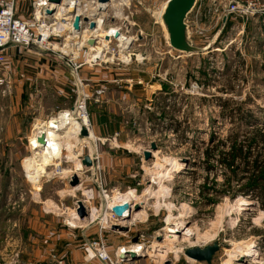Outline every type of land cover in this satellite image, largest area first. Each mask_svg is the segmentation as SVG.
Listing matches in <instances>:
<instances>
[{
  "label": "rangeland",
  "instance_id": "374dc122",
  "mask_svg": "<svg viewBox=\"0 0 264 264\" xmlns=\"http://www.w3.org/2000/svg\"><path fill=\"white\" fill-rule=\"evenodd\" d=\"M213 1L201 0L189 16L195 45H213L205 54H179L166 43L159 22L166 0L109 7L97 34L98 59L86 48V36L68 33L51 40L49 64L43 58L38 64L26 49H8L0 62V264H72L77 259L84 264L86 246L100 235L111 256L133 244L144 246L146 256L136 264H204L184 252L214 242L221 249L213 264H264V211L251 200L242 206V196L207 204L201 187L208 173L199 166L210 134L223 139L237 127L222 119L221 100L247 103L252 112L264 108V0H242L258 13L227 22L214 7L224 8L231 0ZM24 8L30 15L27 1ZM112 28L130 42L112 38L105 46L103 38ZM43 65L47 70L41 73ZM72 77L87 90L90 135L94 126L97 134L89 140L72 134L71 140L63 131L45 165L33 151L35 126L45 127L64 112L80 117L74 111L79 90L69 83ZM102 88L103 94L96 95ZM101 114L106 116L102 121ZM255 116L264 123V113ZM153 143L157 151L146 161L144 152ZM89 153L99 157L91 171L81 169L80 162ZM31 158L46 168L37 183L26 170ZM75 175L80 184L72 188ZM211 181L224 184L223 170ZM130 193L133 206L141 207L131 215L136 225L130 230L124 223L115 226L127 232L102 231L110 226L106 214L113 200ZM87 200L92 220L76 219L78 204ZM178 222L191 230L187 236L166 233ZM157 234L163 235L160 243ZM251 245H256L255 255L237 260Z\"/></svg>",
  "mask_w": 264,
  "mask_h": 264
},
{
  "label": "built area",
  "instance_id": "2783aa9c",
  "mask_svg": "<svg viewBox=\"0 0 264 264\" xmlns=\"http://www.w3.org/2000/svg\"><path fill=\"white\" fill-rule=\"evenodd\" d=\"M26 1L28 2L29 9L31 10V16L29 19L22 18V15L25 12L24 10L20 12L22 3L25 6ZM49 1L50 0H0V62L1 63L7 59L8 49L12 46L20 47L27 50V47L33 44L41 47L43 50L47 52H51L53 51L51 40H53L54 38H58L60 37V35L66 33L73 36L76 34L73 30L74 18L67 17L68 11L70 10L66 9L67 10L66 14H64L63 16L65 19V26L57 27L56 24L57 22H59V20L56 14L53 16H49L47 13L48 11L57 10L55 9V6L57 5L51 4ZM110 2L111 4H113V2L118 3L122 6V8L124 7L129 8L131 4V0H110ZM63 3H68L69 6H74L77 4L79 7H81V3H84L83 9L87 10V8H90L91 6L94 10H97L96 13L100 12L99 10L103 9L102 6H104L102 4H99V0H89L88 2H84V0H63ZM215 3L216 1L214 0L212 5H214ZM200 4H201V0H198L197 6H199ZM214 10L218 14V16L221 19H223V21L225 22H227L229 17L234 16L237 18V16L243 17L258 13V11L244 5L242 3V0H231L226 4V6H224V8H221V5H215ZM82 14L83 17L85 16L89 17V24H85L83 23V21H81V27L83 28V30L80 36L81 38L83 35L86 36L85 45L86 48H89L87 43H89L88 41L90 39L96 38L97 41L99 42V37H97L89 29V25L91 24V22L97 23L99 21V18L91 15L89 16L85 12H82ZM103 21H104L103 23H105L106 21L105 17H103ZM187 23H189V17ZM2 84L3 81H0V85ZM86 91L87 90H85V88L83 87L81 88V90L79 88L78 97H77V106L74 111L77 112V114H80V117L77 118V121H80L79 123L81 124L82 123L85 124L84 125L85 127H83V129L85 128L90 136V131L92 129L88 121L89 114L87 108L88 107L87 104L89 102L90 97L86 93ZM103 92L104 90L100 92L97 91L96 95L101 96ZM84 118H87V121L84 120ZM83 129H81V131ZM81 131H79V133L77 134L78 137L82 136ZM82 138L84 139L86 137H82ZM88 156L91 158L92 161L95 162L94 166L92 168H89V170H91L98 164L99 157L93 156L92 153H89ZM83 159L84 157H82V160H80L81 164L83 162ZM83 167L84 166L82 164L81 169H83ZM85 169L87 168L85 167ZM89 201L90 200L85 201L84 206L89 217L88 219L92 220L93 213ZM116 206H120V205H116ZM113 208L109 206L110 214H106V218H108V221L110 222V226L102 227L101 229L102 231L111 229L115 226H122L123 223L124 226L129 227L128 228L129 230L131 229L132 226L136 225V220L133 219L129 220L128 223H126L127 221L125 222L121 221L118 217H116V215L112 213ZM93 222L94 221H92V223ZM158 236L159 235L157 234L156 238ZM136 245L138 244H133L128 247H124L126 248V250H128L126 253H123L124 249L120 248V250L115 254V256H111L107 251V245L104 241L103 236L100 235L98 239H96L94 242L86 246L85 252L87 253V256L84 264H89L93 260H97L100 264H136V261L131 260L130 257H127L126 260L122 258V256L127 255L134 249H137L140 254L143 255L146 254L145 253L146 250H144V246L139 244L140 246L135 248ZM91 253H93L92 256H90ZM56 264H64V261L61 260Z\"/></svg>",
  "mask_w": 264,
  "mask_h": 264
},
{
  "label": "trees",
  "instance_id": "16d2710c",
  "mask_svg": "<svg viewBox=\"0 0 264 264\" xmlns=\"http://www.w3.org/2000/svg\"><path fill=\"white\" fill-rule=\"evenodd\" d=\"M221 106L224 122L237 127L223 139L210 134L208 142L202 143L204 160L199 166L208 177L201 187V194L211 205L217 202L215 198L242 196L255 201L264 211V123L255 116L264 113V108L252 112L246 108L247 103L236 104L231 99L221 100ZM219 169L223 170L225 178L221 186L211 181V176ZM192 172L196 174L197 171ZM206 183L219 189L207 187Z\"/></svg>",
  "mask_w": 264,
  "mask_h": 264
},
{
  "label": "water",
  "instance_id": "95a60500",
  "mask_svg": "<svg viewBox=\"0 0 264 264\" xmlns=\"http://www.w3.org/2000/svg\"><path fill=\"white\" fill-rule=\"evenodd\" d=\"M89 0H84V2H88ZM51 4H55L57 6H64L65 9L70 10L68 11L67 17L74 18L73 23V30L77 35H80L83 28L81 27V21L85 24H89V17L85 16L83 17L82 13H78V8H80L77 4L74 6H69L68 3H63V0H50ZM84 3H81V8L84 7ZM99 4L102 5H111L110 0H99ZM198 0H168L159 15V22L162 26V29H164V36L166 43L174 50L175 52L183 55H199V54H205L210 52L213 49V45H208L204 48L198 47L195 45L194 41L191 38V30L189 29V25L187 23L188 17L193 13L195 8L197 7ZM86 6V5H85ZM58 10L48 11L49 16H53L57 13ZM100 12L96 13L95 15H92L94 17H98L100 14L105 11V9H100ZM65 22V19L62 20ZM98 25L95 22H91L89 25V29L92 32H97ZM97 36V35H96ZM120 37V33H116V35L113 37V39H118ZM105 41L109 43L111 41V37L106 36ZM88 46L96 48L98 41L96 38H92L88 41ZM27 50L30 52H33L39 56L43 57H49L51 56V53L43 50L41 47L37 45H29L27 47ZM81 135L83 137H88L89 133L86 129H83L81 131ZM38 142L45 146L47 145L46 137L44 134L41 135V137L38 138ZM157 151L156 144L151 145V149L144 152V159L146 161H149L153 157V153ZM83 166L86 168H92L95 164L94 161L91 160L89 156H85L82 162ZM80 180L77 175L73 176L70 185L72 188H75L79 186ZM140 206H135L134 211L137 212L140 210ZM132 211L130 205L126 204L123 206H116L112 209V213L116 215L121 221H129L132 219L129 217V212ZM77 214L80 219H85L88 214L84 207V205L80 202L78 204V210ZM116 230H122L127 232L128 229L115 227ZM137 240H135L136 242ZM163 241V235L157 237V242L160 243ZM221 249L218 242H214L212 245H208L205 247H194L186 249L184 252V255L186 258L193 260L198 263H204V264H213V261L215 259L216 254ZM127 257H130L131 260L137 261L141 258H145V255L143 254H135V253H128L127 255L122 256L124 260L127 259Z\"/></svg>",
  "mask_w": 264,
  "mask_h": 264
},
{
  "label": "bare ground",
  "instance_id": "6f19581e",
  "mask_svg": "<svg viewBox=\"0 0 264 264\" xmlns=\"http://www.w3.org/2000/svg\"><path fill=\"white\" fill-rule=\"evenodd\" d=\"M114 3L115 2H113V4H111L110 6H108V8L109 7H115ZM102 7L103 8L105 7L104 8L105 11L108 9L107 6H105V5L102 6ZM90 8H91V6H90ZM55 9L58 10L57 13H56V16H57V18L59 20V22H57L56 26L57 27L65 26V22H63L62 20L64 19L63 16H64V14H66L67 10L65 9L64 6H55ZM95 11H97V10H94L93 8H91L90 10L88 8H87V10L83 9L81 7L78 8V13L85 12L89 16L90 15L91 16L95 15L96 14ZM116 11H117V9H116ZM119 13L120 12H118L117 14H119ZM105 14H106V12H103L101 15H99V17H97V18H99V21L97 22L99 28H98L97 32H93L95 35H97L98 32H100V29L102 28V26L104 24L103 23L104 22L103 21V17H105ZM118 32H119V30H117L115 28H112L110 31H108L106 33L104 38L106 36H109V37L113 38L116 35V33H118ZM76 36H77V34L74 35V37H76ZM104 38H103V43H105L104 45L106 46L108 43L105 41ZM116 40H118L123 45H125V44L130 42L121 33H120V37L118 39L116 38ZM90 50L93 53L92 59L100 58L101 55H100L99 52H97L96 48L90 46ZM84 120L87 121V118H84ZM84 125H85L84 123L81 124V123H79L77 121V119L73 118V115L70 112H66V113L64 112L58 118H52L51 120H49L47 126L39 128L37 130V132L35 133L34 137H32V141H33L34 146H35V149L33 150L35 152L34 154H36V155L39 154V156L42 158L43 164L46 165L48 163V157L50 156V153H52V151H54V150L59 148L58 139L62 138L61 137V133L66 130L67 131L66 134H68V136H67L68 138L67 139H71L72 140V137H73L72 134H74V135L78 134L79 131H81V129H83ZM42 134H44L45 137H46L47 145H45V146L41 145L38 142V138H39V136L41 137ZM92 137H94V136H93V133L91 132L90 139ZM87 140H89V138ZM33 158L28 160L27 165H26V170H27V173H28V177L31 179V181L33 183H37V178L39 177V174L41 172L43 173L46 168L45 167H40L38 165V163ZM133 202H134L133 193L126 194L124 196L117 197V199L115 198L113 200V203L111 204V208L115 207L116 205L123 206V205L128 204V205H130V207L132 209V211L129 212V217H131L132 213L135 212L134 211L135 207L133 206ZM240 204L242 206H245V205L250 204V202L245 199V200H241ZM75 217H76V219H79V216L76 215V214H75ZM165 231H166V233L168 235H170V234H179L181 232H184V234H183L184 236H187V233L191 232V230L188 227H186L183 222H178L177 224H174L172 227L168 226V227L165 228ZM172 237L175 238L174 235ZM139 246L140 245L138 244V245L135 246V248H137ZM255 246L256 245H251L248 248H246L244 250H241L240 257H237V260L243 259V258H247L248 256L251 257L252 255H255L254 254L255 251H253ZM134 250H136V249H134ZM123 251H124L123 253H125L127 250L124 249ZM135 252H136L135 254L139 253L138 250H136ZM132 253H134V252H132ZM91 254H90V256H92ZM233 259H236V258L233 257Z\"/></svg>",
  "mask_w": 264,
  "mask_h": 264
},
{
  "label": "crops",
  "instance_id": "0c3cea01",
  "mask_svg": "<svg viewBox=\"0 0 264 264\" xmlns=\"http://www.w3.org/2000/svg\"><path fill=\"white\" fill-rule=\"evenodd\" d=\"M138 1H139V0H131V3H134V2L137 3ZM167 1H168V0H166V2H167ZM166 2H165V3H166ZM165 3H164V4H165ZM164 4H163V6H164ZM163 6L160 8L161 10H162ZM117 7H118V6H115V8H117ZM91 8H92V7H91ZM91 8H88V9L90 10ZM124 8H125V7H124ZM124 8H123V9H124ZM23 10H25V8H24V4L22 3V7L20 8V12L23 11ZM30 15H31V14H30ZM30 15H28V16H30ZM28 16H27L26 12H24V14L22 15V18H24V19H28V18H27ZM106 16H107V15H106ZM29 18H30V17H29ZM113 18H115V17H113ZM112 20H113V19H112ZM127 20H128V19H127ZM127 20H126V22H127ZM77 36H80V35H77ZM27 52L31 53L30 51H27ZM31 54H33V55H29V58H31L32 60H34V59H35V60H39V61H37V63H38V62H41L42 58H43L44 60L47 61V64H49V62H51V60H52L51 58H50V59H47V57H42V56H40L41 59H39V58H36V56H39V55H37V54H35V53H31ZM35 60H34V61H35ZM42 62H44V61H42ZM38 64H39V63H38ZM39 67H41V68H40V69H41V73L44 72V70H47V68H46L47 66H46V65H43V67H42V66H39ZM62 68H63L65 71H71V73L73 72V69L71 70V69H70L71 67H70L69 65H65V64H64V65L62 66ZM49 69H51L50 66H49ZM80 69H81V68L77 69V71L80 70ZM73 73H74V72H73ZM80 73H82V72L80 71ZM66 81H68V80H66ZM70 82H72V83H71L72 86H76L77 89L79 90L80 87H79L78 85H76L75 80H73V77L70 78L69 83H70ZM64 86H65L64 88H67V85H66V84H65ZM67 89H68V88H67ZM102 89L104 90V88H102ZM105 118H106V116L103 115V114H101V115L99 116V119H98V117H96V119L101 120V121L104 120ZM42 125H43V124L40 125V123L37 124V126H35V131L37 132L38 127H40V126L42 127ZM93 129H94V132L97 134V132H96V127H95V126H94ZM94 132H93V133H94ZM95 133H94V135H95ZM100 133H101V132H100ZM100 136H101V134H100ZM84 139L86 140V138H84ZM95 168H96V167H94L93 170H94ZM91 170H92V169H91ZM91 170H89V171H91ZM81 263H82V261H81L80 259H77V261H74V263H72V264H81Z\"/></svg>",
  "mask_w": 264,
  "mask_h": 264
}]
</instances>
